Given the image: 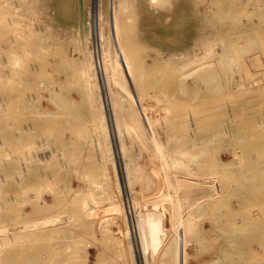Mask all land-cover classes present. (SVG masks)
<instances>
[{
    "label": "rangeland",
    "instance_id": "obj_1",
    "mask_svg": "<svg viewBox=\"0 0 264 264\" xmlns=\"http://www.w3.org/2000/svg\"><path fill=\"white\" fill-rule=\"evenodd\" d=\"M80 1L81 3L77 0H18L16 4L19 13L20 74L19 81L13 77L7 80L0 78V122L3 120L2 123L6 124L5 130L0 128V143L6 144L5 146L0 145V167L5 166L4 169H7L6 165H9L15 149V145L11 144L12 148L10 141L15 136L19 137H17L19 142L16 140L15 143L17 144L16 148L18 147L16 150L31 151L28 154L29 157L35 154V156L40 155L44 158L47 156L46 158L50 159V164L45 169L30 171L28 174V179H30H27L25 183L27 186L24 184L21 188L14 183V176L9 169L2 172L3 170L0 168V177L7 183L10 182L11 185L6 183L0 189V244H2L0 264H64V262L65 264H138L139 261V255L137 256L133 252L135 251V245H133L135 237L129 233L124 216V180L120 177L122 172L120 161L123 159L115 156L116 142L112 144L110 140L104 122L101 98L96 90L91 72L88 37H90L92 18L90 17L87 22V13L89 11L90 15L92 14L93 1ZM144 1L146 5L149 2V0ZM171 1L176 4L177 18L183 22L177 31V35L180 36H175L173 38L175 43L171 41L169 43L171 45H169L166 44L167 42L163 44L160 38L156 39L150 30L155 25L160 26L163 18L162 13L157 12L162 7L156 6L158 0L152 4L150 9L147 5L148 11L157 12L151 18L142 8L140 10V0H111L113 8L123 12L120 18L124 16L126 20L129 18L132 21L131 23L128 20L130 28L121 32L123 37L130 34L125 38V40L128 39L126 40L128 44H131L134 38L135 42L131 45L138 64L143 60L147 61V65L149 64L148 68L146 65L145 70L141 71V66L138 69L139 75L142 76V85L138 87V92L130 94V101L125 104L126 108L128 107L127 110L125 109L127 132L122 134V138L118 142L124 143L127 147L126 155L129 163H131V158L136 156L138 172L148 164H156L162 168L158 181L146 191L149 206L144 214L145 225H148L155 233L152 248L156 253L159 251L160 257L155 254L157 264H264V247L262 246L264 245V234H262L264 225H261V221L264 222V176H262L264 168H256V163L264 159V154H261L264 151V119L260 116L263 115L261 112L264 106V15H262L264 0H254L256 3L253 0ZM77 3L80 12L79 15H73L75 13L72 10ZM70 4L74 6H70ZM138 15H141V18ZM145 15L147 16L144 17ZM257 18L261 21L259 22ZM239 24L241 27L238 26ZM237 29L240 32L237 33ZM221 31L228 36V40L232 37H240L245 40H242L239 45L237 43L235 46L227 47V51L232 53L226 56L224 62L217 65L218 68L213 69L214 62L210 63V61L201 62L200 66H197L198 68L188 67L171 58L170 55H174L177 51H183V47H185L181 36L205 32L213 35ZM130 38L132 42L129 41ZM179 38L181 43L177 42ZM248 40L250 41L248 42ZM31 42L35 44L30 45ZM30 46L36 47V49H31ZM134 50L136 53L139 51V54H136ZM5 56L6 53L0 50V68H4L1 61L3 59L6 61ZM155 56L156 63L152 61ZM82 69L86 70L85 75H82ZM7 73L10 74V70ZM29 74L31 78H27ZM24 75L26 76L24 77ZM27 82L28 84L32 83L33 86L31 84L29 86ZM197 84L198 86H196ZM234 85L237 87L235 88ZM30 87L35 89H29ZM194 87L199 89L198 97L191 92ZM88 93L92 97V103L86 106L83 100L87 98ZM211 93H214V97ZM55 95L56 97H54ZM104 96L107 104L105 91ZM199 98L202 100H198ZM210 98H215V102ZM187 99L190 101L188 102ZM28 101L30 102L29 106L26 105ZM202 102L205 103L207 111L199 109V104ZM227 102L230 104L228 105ZM260 103L262 105H258ZM183 105L185 110L192 108V115L197 120L194 119V121L198 124H196L199 130L198 134L203 135L202 138L205 141H200L196 148L192 145L190 147L187 144H179L175 134L177 126L185 121L184 114L182 116ZM226 106L230 107L228 114L227 111L223 112ZM151 108H154L152 109L154 115ZM212 108L216 109L214 112L219 114L209 112V109ZM259 108L262 109L261 112ZM157 109L158 113H156ZM181 110L182 112H179ZM178 112L181 116L177 114ZM90 114L92 115L90 116ZM134 115L136 117L140 115V117L136 119ZM253 115H256L257 119L252 117L254 120H251ZM157 116L158 118H155ZM228 116H230L229 119ZM139 121L143 124L146 122L151 125L152 123L153 125L149 129L155 134L162 130L165 132L169 141H172L165 152H159L154 145L144 142L143 130H139V126H136ZM234 121L237 124L233 123ZM154 122H157L158 125ZM143 124L141 129H143ZM228 126H232L234 129L232 130L233 135H231L234 136V139L231 136H229L230 139L228 137L222 139L221 134ZM28 127H33L31 135L28 133L30 136L23 131ZM129 127L131 129L134 127V129L131 130ZM235 129L238 130L237 133ZM248 129L249 133L246 132ZM22 131L25 134L19 133ZM244 132L247 138L244 136ZM22 134L25 135L24 138ZM242 137L246 138L245 141L240 140ZM94 139L97 140L94 147L101 150V157H98L93 151L94 149H91ZM251 139L252 141H250ZM235 140H239L236 145ZM242 141L245 142L244 145ZM258 142H261L262 145ZM222 143L223 145H221ZM40 145L46 146L41 148ZM209 145L210 148H213L208 153L210 152L212 156L223 155L222 158H226L225 160L228 162H231L235 157L231 150H237L239 154L236 161L234 160L237 164L234 162L232 167L239 178L234 179L231 174H226L227 190L220 198L194 196L189 192L194 185L191 179L194 174L193 168L197 166L200 169L201 161L206 160V157H203L206 148L202 147ZM247 150L249 152H246ZM56 151L58 154H55ZM99 159H101V164ZM241 164L246 166L241 167ZM39 171L40 173H38ZM245 172H249V174ZM170 186L172 189L169 188ZM250 186L255 189L251 190ZM165 189L168 191L170 189L172 194H164ZM35 193L41 195L37 196ZM40 196L47 198L50 204L49 208L53 209L51 211L48 208L46 212L36 216L34 205L37 200L35 199ZM32 197L35 199L32 200ZM58 201H60L59 204ZM62 201L63 203L70 202L69 206L63 204L62 207ZM216 203L222 207L216 208ZM90 207L94 209L95 222L91 231L86 226V231L89 234L86 233L84 237L80 232L82 213ZM235 211H247L252 214H248L250 220L253 221L248 229L242 228V225L239 226L237 222L233 224V221L227 219L230 213ZM139 212L142 215L143 212ZM40 216L62 217V220H56L54 228L51 227L52 229L50 228L47 232L46 243L49 248L46 254L48 260H43L42 252L38 251L44 243L36 239L32 229L37 224L35 218ZM255 222L258 225L257 223L254 225ZM24 226L28 229H20ZM257 227L259 229H255ZM64 233L67 236H64ZM31 250L36 251L37 256L34 261L28 262ZM215 259L216 261H214Z\"/></svg>",
    "mask_w": 264,
    "mask_h": 264
},
{
    "label": "bare ground",
    "instance_id": "obj_2",
    "mask_svg": "<svg viewBox=\"0 0 264 264\" xmlns=\"http://www.w3.org/2000/svg\"><path fill=\"white\" fill-rule=\"evenodd\" d=\"M17 1L18 0H0V50L4 53H6V61H4V59L1 61V65L4 66V68H0L1 70V73H0V78H2L3 80H7L8 78H15L16 81H19V74H20V52H19V13H18V10H17ZM79 1V3H81L80 0H77ZM93 1V4H92V14L90 15V12L88 11L87 13V22L89 21V18L91 17L92 18V25L90 23V29H91V32H90V37H88V42L90 44V60H91V72H92V76H93V81L96 85V90L99 92L98 95H100V98H101V102H102V107H103V111H104V116H105V119H104V122L106 123V126H107V130H108V134H109V137H110V140L112 141V144L114 142H116V147H115V156L116 158L118 157L119 159L122 158L123 161H120L121 162V175L120 177L123 178L124 180V186H123V206H124V212H125V220L127 222V226H128V231L129 233L132 235V237H135V242L133 243V245H135V254L138 256L139 255V261H138V264H157V261H156V257H155V254L157 255V257L159 255V251H157V253L154 251V249L152 248L153 247V244H154V238H155V233L152 232V229L150 227H148V225H145L146 223V220H145V211H146V208H148L149 206V203H148V195L146 194V191L147 189H149L150 187H152V184H155L157 181H158V177H160V171L162 170L161 167H159L158 165L156 164H148L147 167H142L139 172H138V168L136 167V156L134 155L132 158H131V163H129V160L127 159V155H126V151H127V147H125V144L124 143H119L118 140L120 141V138H122V134L123 133H126V129H127V116L125 114V109L127 110L126 108V105L127 104L126 102L130 101V97L131 95L130 94H134L136 92H138V87H140L142 85L141 83V80H142V76L139 75V72H138V69H140V66H141V71L142 69H146V65H147V61L144 62V60L138 64V59L135 58V55H134V52L132 50V43L135 42L134 41V38H133V42L131 41L132 39L130 38V42H132L130 45L126 42V39L127 37L130 36V34H126V32H124L125 36L127 37H123V34L122 32L125 30V29H128V20L125 19V17H121L123 19L120 18V15L123 13L119 10H117L116 8H113L112 6V3H111V0H95V3H94V0ZM156 0H149V2L147 3L148 5V8L150 9L152 7V4L155 2ZM254 1V0H253ZM257 1V0H256ZM256 1H254V3H256ZM71 2V1H70ZM69 3V2H68ZM73 3V2H72ZM253 3V4H254ZM258 3V2H257ZM252 4V5H253ZM90 5V4H89ZM116 5V4H115ZM147 5H146V2L144 0H140V10L141 8L144 10V12H147L150 16V18L152 17L153 14H157V12H160L162 13L163 15V18L161 20V25H155L154 27H151L150 30L152 31V34H154L156 36V39L160 38V41L166 44H169L171 41L175 43V40L173 38L176 37H179L180 35H177V31L179 30L180 28V24L181 22H183V20H180L178 19V11L176 10V4L174 1H171V0H158V4L156 5L158 8L160 6L161 9L157 12H150L148 11L147 9ZM251 5V6H252ZM258 5V4H257ZM263 5V4H262ZM70 6H74L73 4ZM69 6V7H70ZM247 7V5H246ZM256 7V6H255ZM263 7V6H261ZM80 7L78 6V3L75 4V6L73 7V12L75 14L73 15H76L78 14L79 15V12H80ZM242 8V7H241ZM72 9V8H70ZM247 9V8H246ZM256 10H258L257 8H255ZM124 10V9H123ZM264 10V9H263ZM71 11V10H70ZM71 11V13H72ZM246 11V10H245ZM247 12V11H246ZM245 12V13H246ZM256 12V11H255ZM259 12V11H258ZM264 12V11H263ZM141 13V12H140ZM260 13L262 14V10L260 11ZM259 13V14H260ZM147 14V15H148ZM256 14V13H254ZM257 14V15H259ZM147 15H145L144 17H146ZM264 15V13L262 14ZM139 16V15H138ZM141 16V15H140ZM139 16V17H140ZM260 16V15H259ZM137 17V16H136ZM258 17V16H257ZM263 17V16H261ZM260 17V18H261ZM141 18V17H140ZM149 18V17H147ZM139 19V18H137ZM136 19V20H137ZM143 19V18H142ZM258 19V18H257ZM133 20V18H132ZM238 20V19H237ZM246 20V19H245ZM254 20V19H253ZM259 22L261 21V19H258ZM263 20V19H262ZM127 21V24L125 25V23ZM131 21V20H129ZM144 21V19L142 20ZM208 21V19H207ZM239 21H242L239 19ZM238 22V21H236ZM235 22V23H236ZM243 22V21H242ZM264 22V21H263ZM132 23V21H131ZM133 23H136L135 21H133ZM159 23V21H158ZM138 24V23H137ZM243 24V23H242ZM262 24V23H261ZM87 25V24H86ZM85 25V26H86ZM254 25V24H253ZM257 25V24H256ZM264 25V24H263ZM29 26V25H28ZM131 26V24H130ZM153 26V25H152ZM227 26V25H226ZM225 26V27H226ZM236 26V25H235ZM234 26V27H235ZM238 26L241 27V25L239 24ZM238 26H236L237 28H239ZM262 26V25H261ZM127 27V28H126ZM229 27V26H227ZM256 28V26H254ZM258 27V26H257ZM130 28V27H129ZM249 28V27H248ZM264 28V27H263ZM231 29V28H229ZM235 29V28H233ZM242 29V28H240ZM257 29V28H256ZM223 30V29H222ZM224 30H226V28H224ZM245 30V29H244ZM247 30V29H246ZM258 30V29H257ZM263 31V29H261ZM49 31V30H48ZM122 31V32H121ZM126 31V30H125ZM230 31V30H229ZM228 31V32H229ZM236 31V30H235ZM234 31V32H235ZM238 29H237V33H238ZM233 32V33H234ZM240 32V31H239ZM253 32V31H252ZM258 32V31H257ZM251 33V32H250ZM235 34V33H234ZM258 34V33H257ZM261 34V33H260ZM263 34V32H262ZM229 35V34H228ZM232 35V34H231ZM254 34L252 33V36ZM87 36V35H86ZM132 37V36H131ZM183 37L182 40L184 41L185 43V47H183V51H177V53H175L174 55H170L171 58L173 60H177L179 64H182L184 66H188V67H194V68H198L197 66L202 63L205 62H209L210 63H213V69H216L218 68L220 63L224 62V60L226 59V56L229 54V53H232V52H228L227 51V47L229 45L231 46H235V44L239 45L240 42L242 40H245L243 38H240V37H230L231 39L228 40V36L225 35L224 33H222V31L218 34H207V32L205 33H202V34H196V33H191V34H188V35H183L181 36ZM252 38V37H251ZM248 39V38H246ZM253 39H255V37H253ZM253 39H250V40H253ZM87 40V38H86ZM248 40V42L250 41ZM258 42H259V39H257ZM261 40V39H260ZM177 41V40H176ZM180 38L179 40L177 41L178 43L180 42ZM256 41V40H255ZM87 42V41H86ZM245 42V41H244ZM243 42V43H244ZM253 42V41H252ZM263 42V41H262ZM127 43V44H126ZM146 43V42H145ZM181 43V42H180ZM230 43V44H229ZM247 43V42H246ZM261 43V42H260ZM264 43V42H263ZM262 43V44H263ZM35 44V43H34ZM32 42L30 45H34ZM88 44V43H87ZM155 44V43H153ZM158 44V43H157ZM259 43H257L258 45ZM134 45V44H133ZM171 45V44H169ZM178 45V44H177ZM176 45V46H177ZM180 45V44H179ZM184 45V44H183ZM159 46V44H158ZM161 46V44H160ZM256 46V44H255ZM260 46V44H259ZM31 49H36V47H32L30 46ZM153 47V46H152ZM171 47V46H170ZM77 48V47H76ZM134 48V47H133ZM166 48V47H165ZM263 48V47H262ZM156 49V48H155ZM164 49V48H163ZM260 49V48H259ZM258 49V50H259ZM160 50V49H159ZM162 50V49H161ZM169 50V49H167ZM178 50V49H176ZM257 50V49H256ZM48 51V50H47ZM135 51V50H134ZM139 51H137L138 53ZM142 52V51H141ZM165 52V51H164ZM163 52V53H164ZM167 52V51H166ZM169 52V51H168ZM171 52V51H170ZM256 52V51H255ZM136 53V51H135ZM136 53V54H137ZM149 53V52H148ZM156 53V52H155ZM259 53V52H258ZM264 53V51H263ZM139 54V53H138ZM157 54V53H156ZM260 54H261V51H260ZM38 55V53H37ZM148 55V54H147ZM153 56V55H152ZM169 57V55H168ZM89 58V57H88ZM150 58V57H149ZM152 58V57H151ZM159 58V57H158ZM157 58V59H158ZM170 58V59H171ZM29 59V58H28ZM147 59V57H146ZM168 59V58H167ZM31 60V58H30ZM161 60V59H160ZM152 61L156 63V56L154 58H152ZM170 63V61H169ZM218 63V64H216ZM23 64H24V61H23ZM98 64H99V68H98ZM8 66L6 68V66ZM149 65V64H148ZM148 65H147V68H148ZM154 65V64H153ZM152 65V66H153ZM151 66V67H152ZM244 66V65H243ZM154 67V66H153ZM161 67V66H160ZM165 67V66H164ZM222 68V67H221ZM23 69V68H22ZM150 69V67H149ZM153 69V68H152ZM10 70V74H8L7 72ZM204 70V69H203ZM140 71V70H139ZM140 71V72H141ZM178 71V70H177ZM34 72V71H33ZM36 72V71H35ZM34 72V73H35ZM100 72H101V76H100ZM138 72V74H137ZM145 72V71H144ZM30 73V72H29ZM81 73L82 75H85L86 74V70L85 69H82L81 70ZM242 73V72H241ZM28 74V73H27ZM33 74V73H32ZM144 74V73H143ZM195 74V73H194ZM243 74V73H242ZM145 75L147 76V74L145 73ZM244 75V74H243ZM247 75V74H246ZM245 75V76H246ZM26 75H24L25 77ZM33 76V75H32ZM263 76V75H262ZM140 77V78H139ZM247 77V76H246ZM264 77V76H263ZM27 78H31V75L29 74V76L27 75ZM244 78V76H243ZM185 79V78H184ZM201 79V78H200ZM32 80L33 77H32ZM188 80V79H187ZM149 81V80H148ZM202 82V81H201ZM34 83V81H33ZM193 83V82H192ZM28 84V82H27ZM32 85V83H30ZM30 84H28L30 86ZM201 84V83H200ZM18 85V84H17ZM205 85V84H204ZM33 86V85H32ZM31 86V87H32ZM198 86V84L196 85ZM211 86V85H210ZM29 88V89H35V88ZM234 87L236 88L237 86L234 85ZM260 87V86H259ZM258 87V88H259ZM189 88V87H188ZM248 90V89H247ZM104 91L107 95V104H106V98L104 96ZM208 91V90H207ZM206 91V92H207ZM263 91V90H262ZM191 92L194 93L195 95H197L198 97V93H199V89L197 87H194L191 89ZM201 92V91H200ZM245 92V91H244ZM52 93V92H51ZM208 93V92H207ZM201 94V93H200ZM199 94V95H200ZM212 94V93H211ZM263 94V93H262ZM261 94V95H262ZM209 95V94H208ZM214 95V93L212 94V96ZM211 96V95H210ZM56 97V95L54 96ZM196 97V98H197ZM207 97V96H206ZM214 97V96H213ZM212 97V98H213ZM147 98V97H146ZM255 98V97H254ZM52 99V98H51ZM144 99V98H143ZM201 98H199L198 100H200ZM239 99V98H238ZM243 99V98H241ZM57 100V99H56ZM54 100V101H56ZM202 100V99H201ZM210 100H213V102H215L214 100H216L215 98L214 99H211ZM234 100V99H233ZM263 100H264V97H263ZM143 101V100H142ZM188 101V99H187ZM190 101V100H189ZM188 101V102H189ZM193 101V100H192ZM232 101V100H231ZM231 101H229L230 103H232ZM262 101V100H261ZM53 102V101H52ZM138 103V101H136ZM136 102H135V105H136ZM187 102V103H188ZM205 102V101H203ZM202 104L200 103H197L200 105L199 109H205L206 110V107L204 106L205 103ZM206 102L208 103V100H206ZM210 103H212L211 101H209ZM237 102V101H236ZM264 102V101H263ZM28 103H30L29 101L26 103V105H28ZM83 103L87 106V104H91L92 103V97L90 96V93L87 94V98L83 100ZM145 103V102H144ZM229 103V104H230ZM142 104V103H141ZM193 104V103H192ZM209 104V103H208ZM228 104V102H227ZM228 104V105H229ZM234 104V103H233ZM140 105V104H138ZM166 105V104H165ZM187 105V104H186ZM207 105V104H206ZM215 105V104H214ZM258 105H262L261 103L258 104ZM257 105V106H258ZM29 106V105H28ZM151 106V105H149ZM164 106V105H163ZM184 106V105H183ZM197 106V105H196ZM210 106V105H208ZM207 106V107H208ZM212 106V105H211ZM89 107V106H88ZM132 107V106H131ZM153 107V106H152ZM161 107V106H160ZM218 107V105H217ZM221 107V106H220ZM33 108V107H32ZM31 108V109H32ZM98 108V106H97ZM146 108V107H145ZM149 108V107H148ZM184 108L183 109V112L182 110L179 111V112H182V116L184 114L185 118V121L184 123H180L177 127V131L175 132L176 134V137L178 139V142L179 144H187L188 146L192 145L193 147H198V145L200 144V141H204L202 138L201 135L198 134V124L195 123L196 118L193 114L192 111V108L191 109H186L185 110V106L182 107ZM190 108V107H189ZM215 108V107H214ZM262 108V107H261ZM260 109V112L261 114L263 115H260L263 117L264 119V106L263 108ZM131 111H132V108H130ZM154 109V108H151V110ZM164 109V108H163ZM179 109V108H178ZM230 107L229 106H226L223 110V112L226 113L227 111V114H228V111H229ZM85 110V108H84ZM135 110V109H133ZM150 110V109H149ZM214 110L216 109H209V112H214ZM221 110V111H222ZM232 110V109H231ZM153 111V110H152ZM150 111V112H152ZM161 111V110H160ZM169 111V110H168ZM207 111V110H206ZM221 111H219L221 113ZM136 112V111H135ZM177 112V111H176ZM175 112V113H176ZM177 113L180 115V113ZM204 112V110H203ZM222 112V114H224ZM234 112V111H233ZM259 111H257V113H260ZM146 113V111H145ZM156 113H158V109L156 110ZM160 113V112H159ZM215 114L216 111L214 112ZM230 113V112H229ZM134 114V112H133ZM142 114V112H141ZM140 114V115H141ZM176 114V115H177ZM186 114V115H185ZM219 114V113H218ZM226 114V115H227ZM254 114H256L254 112ZM92 114H90L91 116ZM140 115H138L136 117V119L138 117H140ZM153 115H154V111H153ZM160 115V114H159ZM168 115V113H167ZM172 115V114H171ZM175 115V114H174ZM178 115V116H179ZM234 114H232L233 116ZM142 116V115H141ZM163 116V115H162ZM176 116V117H178ZM181 116V115H180ZM179 116V117H180ZM143 117V116H142ZM171 117V116H169ZM175 117V116H174ZM227 117V116H226ZM230 116H228V119H229ZM234 117V116H233ZM236 117V116H235ZM252 117L256 118V115H253L251 116V120H254L252 119ZM259 117V116H258ZM154 118V117H153ZM155 118H158L155 117ZM172 118V117H171ZM163 119V118H162ZM180 119V118H178ZM195 119V121H194ZM225 119V117H224ZM223 119V120H224ZM257 119V118H256ZM227 120V119H226ZM236 120V119H234ZM250 120V121H251ZM259 120V119H258ZM3 120H1L0 122V128H4L5 130V127H6V124L5 123H2ZM138 121V120H137ZM157 121V120H155ZM158 121L160 122V120L158 119ZM231 121V120H230ZM233 121V120H232ZM264 121V120H263ZM131 122V121H130ZM143 122V121H142ZM153 122V121H152ZM158 122V123H159ZM163 122V120H162ZM178 123L180 122L179 120L177 121ZM176 122V123H177ZM135 123V122H134ZM134 123H133V126H134ZM151 123V121H150ZM217 123V122H216ZM230 123V122H229ZM235 123V121L233 122ZM249 123V122H248ZM248 123H246V125L248 126ZM252 123V122H251ZM249 123V124H251ZM137 124V125H136ZM135 125L136 126H139L138 128H140L139 130H143L140 131L143 133V137H145V140L144 142L149 145H154L156 150L159 151V152H165L169 146H170V142L169 139L166 137V134L165 132L160 131L158 128L157 130H159L160 132H157L156 134L154 133V131L150 130L149 127L151 125H153L151 123V125L149 123H146L143 124V123H140L139 121V124L136 123ZM143 124V129H141V125ZM147 124V125H146ZM154 124H157V122H154ZM197 124V125H196ZM219 124V123H218ZM224 124V123H223ZM226 124V123H225ZM237 124V123H235ZM256 124V123H254ZM259 124H260V121H259ZM263 124V123H262ZM5 125V126H4ZM130 125V124H128ZM158 125V124H157ZM229 125V124H228ZM230 125H232L230 123ZM245 125V126H246ZM258 125V124H257ZM261 125V124H260ZM264 125V124H263ZM172 126V125H171ZM238 127V125H236ZM235 126V127H236ZM245 126H243L245 128ZM246 126V128H247ZM132 127V126H131ZM234 127V128H235ZM240 127V126H239ZM264 127V126H263ZM28 127V129H25L23 130L24 132H26L27 134L30 133L31 135V130L33 129ZM137 128V127H136ZM175 128H176V125H175ZM220 128V127H219ZM218 128V129H219ZM242 128V127H240ZM129 129H131L129 127ZM134 129V127L132 128ZM131 129V130H132ZM233 127L232 126H228L227 128H225L224 133H222V139L224 138H227L230 139L229 136L233 135ZM236 133L238 132L237 129H235ZM247 130V129H246ZM245 130V131H246ZM20 131V130H19ZM19 132V133H24V132ZM126 131V132H125ZM222 131V132H223ZM133 132V131H132ZM136 132V131H135ZM156 132V131H155ZM243 133V131H241ZM247 133H249V129L248 131H246ZM141 133V134H142ZM200 133V132H199ZM253 133V131H252ZM264 133V131H263ZM25 134V133H24ZM24 134H22L23 138H24ZM137 134V133H136ZM135 134V135H136ZM235 134V133H234ZM18 135V134H17ZM29 135V134H28ZM27 135V136H28ZM29 135V136H30ZM240 135V134H239ZM248 135V134H247ZM255 135V134H254ZM21 136V137H22ZM125 136V135H123ZM137 136V135H136ZM244 136H245V132H244ZM18 137V136H17ZM15 136V138H13L12 141H10V145L13 144L14 146V152H13V156L9 162V165L7 164L6 165V168L7 169H4V167H0L2 168L1 170H3L2 172H5L4 170H8L13 174L14 176V183L16 184V186H19L20 188L24 186V184L27 182V179H28V174L30 173V171L32 170H40L42 168H47L50 164V159L49 158H46L47 156L44 157H40V155L38 156H30L29 157V153L31 151H18L16 150V140L19 142V137L17 138ZM20 137V138H21ZM233 137L234 139V136H231V138ZM240 137V136H239ZM246 137V136H245ZM251 137V136H250ZM137 138V137H136ZM247 138V137H246ZM245 138V139H246ZM22 139V138H21ZM238 139V138H237ZM243 137L240 139L242 140ZM245 139H243L245 141ZM262 139V138H261ZM260 139V140H261ZM25 140V139H24ZM24 140H23V143H24ZM207 140V139H206ZM258 140V138H257ZM209 141V140H208ZM244 141H242V144L244 145ZM248 141V140H247ZM252 141V139L250 140ZM201 142V143H202ZM205 142V141H204ZM228 142V141H227ZM236 142H239V140H235L234 143L236 145ZM97 143V140L94 139L92 141V145H91V149H94L93 151H95V154L98 156V157H101V150H98L96 147H94V145ZM141 143V142H140ZM221 143V142H220ZM233 143V144H234ZM261 143V142H260ZM258 142V144H260ZM44 144V143H43ZM214 144V143H213ZM232 144V145H233ZM250 144V143H249ZM264 144V143H263ZM0 145L2 146H5L4 143H0ZM47 145V144H46ZM45 145V146H46ZM144 145V143H143ZM215 145V144H214ZM223 145V143L221 144ZM220 145V146H221ZM254 145V144H253ZM252 145V147H253ZM262 145V144H260ZM12 146V145H11ZM12 146V148H13ZM42 146L41 148L45 147L43 145H40ZM97 146V145H96ZM142 146V145H141ZM190 146V147H192ZM219 146V145H218ZM240 146H242L240 144ZM247 146V145H246ZM200 147V146H199ZM228 147V146H227ZM243 147V146H242ZM20 148V147H19ZM38 148V147H37ZM37 148L35 149V151L37 150ZM194 148V149H195ZM202 148H206V151L203 153V157L205 158L206 157V160L205 161H201L202 163L201 164V167H200V164H199V168H193L194 169V174H192L191 176V179L192 181L194 182V185L190 188L189 192L194 195V196H201V197H209V198H220L223 196V194L226 192L227 190V175L226 174H231V176L236 179V178H239V175L234 172L232 170V167H233V163L236 161L237 157H238V151L234 149L231 150L233 151V156L235 155V157H233L232 161L231 162H228L226 161L225 159L226 158H222L223 155H215L216 156H212V154L208 151L212 150V148H210V145L207 147V146H203ZM221 148V147H220ZM262 148V147H261ZM45 149V148H44ZM217 149V148H216ZM247 149V148H246ZM251 149V148H250ZM253 149V148H252ZM258 149H259V152H260V147L258 146ZM41 150V149H40ZM39 151V150H38ZM44 151V150H43ZM243 151H244V148H243ZM42 152V151H41ZM57 152V151H56ZM55 154H58V152ZM214 152V150H213ZM246 152H249V150H247ZM251 152V151H250ZM253 152V151H252ZM264 152V151H263ZM263 152H261V154H264ZM12 153V152H11ZM47 153V152H46ZM244 153V152H243ZM45 154V153H44ZM52 154V153H51ZM54 154V155H55ZM60 154V153H59ZM53 155V154H52ZM232 155V154H231ZM95 156V155H94ZM245 156H247L245 154ZM262 156V155H261ZM240 158V156H239ZM242 158V157H241ZM245 157H243L244 159ZM260 158V157H259ZM264 158V157H263ZM246 159V158H245ZM261 159V158H260ZM235 160V161H234ZM251 160V159H249ZM249 160L247 162V164L249 163ZM123 162V163H122ZM142 162V161H141ZM242 162V161H241ZM99 163L101 164V159H99ZM236 163V162H235ZM237 164V163H236ZM246 164V163H245ZM246 164V165H247ZM257 165V169L258 168H264V159H261L259 161V163H256ZM245 165V166H246ZM250 165V164H249ZM255 165V163H254ZM60 166V165H59ZM245 167L244 164L242 165L241 164V167ZM248 166V165H247ZM251 167V166H249ZM253 167V166H252ZM251 167V168H252ZM254 167V168H255ZM247 168V167H246ZM192 169V170H193ZM199 169V170H198ZM243 169V168H242ZM245 169V168H244ZM250 169V168H249ZM0 170V171H1ZM264 171V169H262ZM242 171V170H241ZM245 171V170H244ZM255 171V170H254ZM1 172V173H2ZM260 173V171H257ZM40 173V171L38 172ZM119 173V172H118ZM191 173V172H190ZM241 173V172H240ZM247 173V172H245ZM258 173V174H259ZM32 174V173H31ZM34 174V173H33ZM45 174V173H43ZM243 174V173H242ZM249 174V172L247 173ZM256 174V173H255ZM241 175V174H240ZM262 175V174H261ZM30 176V175H29ZM31 176H34V175H31ZM46 176V175H45ZM253 176V175H252ZM264 176V174L262 175ZM255 177V176H254ZM35 178V177H34ZM40 178V177H38ZM182 178V177H181ZM231 178V177H230ZM30 179V178H29ZM28 179V180H29ZM180 179V178H179ZM232 180V179H231ZM31 181V180H30ZM179 182V181H178ZM7 183L6 180L2 179V177H0V189L3 185H5ZM10 182H8L7 184L9 186H11L9 184ZM13 183V182H11ZM171 183V182H170ZM114 184V183H113ZM253 184V183H252ZM26 185V184H25ZM173 185V184H171ZM254 185V184H253ZM252 185V186H253ZM27 186V185H26ZM25 186V187H26ZM29 186V185H28ZM169 186V185H168ZM176 186V185H175ZM251 187V190L252 189H255V188H252ZM6 187V186H5ZM4 187V188H5ZM13 187V186H12ZM122 187V186H121ZM247 187V186H246ZM3 188V187H2ZM15 188V186H14ZM13 188V189H14ZM18 188V187H17ZM72 188V187H71ZM80 188V187H79ZM171 188V186L169 187ZM249 188V187H248ZM12 189V191H13ZM172 189V188H171ZM245 189V188H244ZM250 189V188H249ZM7 190V189H5ZM74 190V189H73ZM1 191V190H0ZM15 191H17V189H15ZM247 192V190H245ZM250 191V190H248ZM254 191V190H253ZM164 194H169L171 193L172 191H168V189H165L164 190ZM232 192V191H231ZM255 192V191H254ZM259 192V191H257ZM245 193V192H244ZM252 193V192H251ZM250 193V195H251ZM256 193V192H255ZM255 193H253L255 195ZM36 194V193H35ZM40 193H38L39 195ZM172 194V193H171ZM249 194V193H248ZM252 194V196H253ZM37 195V194H36ZM37 195V196H38ZM41 195V194H40ZM44 195V194H43ZM46 195V194H45ZM55 195V194H54ZM246 195V193H245ZM244 195V196H245ZM34 196V195H33ZM51 196V195H50ZM35 197V196H34ZM54 197V196H53ZM248 197V196H247ZM97 198V197H96ZM150 198V197H149ZM35 199V198H34ZM33 197H32V200H34ZM31 200V201H32ZM36 204L34 205V212L36 213V216L37 215H41L43 212H46V210L49 208L50 204H49V200L45 197H41L40 198L38 197L37 199ZM60 200V199H58ZM52 202V201H51ZM50 202V203H51ZM262 202V201H261ZM263 202H264V198H263ZM60 203V201H58V204ZM118 203V201H117ZM53 204V202H52ZM62 207H63V204H65L66 206H69L70 202H66V203H63L62 201ZM33 205V204H32ZM55 205V204H54ZM59 206V205H58ZM222 207V205H219L218 203H216V208H219ZM119 207V206H118ZM4 208V207H3ZM55 208V207H54ZM2 209V207H1ZM50 209V208H49ZM53 209V208H51ZM50 209V210H51ZM119 209V208H118ZM65 210V209H64ZM110 210V209H109ZM1 211V210H0ZM3 211V209H2ZM52 211V210H51ZM139 211H142V215L140 214ZM2 213V212H1ZM247 213V211H235L234 213H230V215L227 217V219L229 221H233V224L234 222H237L238 225H242V228H246L248 229L252 222L249 218V214ZM252 215V214H251ZM121 216V215H120ZM119 216V217H120ZM171 216V214H170ZM251 217V216H250ZM256 217V216H255ZM262 218V217H261ZM264 218V216H263ZM36 219V222L37 224L35 226L32 227V229L34 230L35 232V237L36 239H38L39 241H42L44 243L43 246H40V248L38 249V251L40 250L42 252V258L43 260H48L47 259V249L49 248V246H47V243H46V237H47V232L48 230L52 227L54 228L53 225H55V222L56 220H62V217H54V216H50V217H38V218H35ZM260 219V218H258ZM257 220V219H256ZM264 220V219H263ZM251 221V222H250ZM261 221V219H260ZM81 233L82 235L85 237L87 231H86V226L89 227V230L91 231L93 225H94V222H95V216H94V209L93 207H90L89 209H86L83 211L82 213V221H81ZM182 222V221H181ZM259 222V221H257ZM254 225H256V223ZM262 222V224H261ZM259 222L261 225H264V222L261 221ZM149 223V222H147ZM156 223V222H155ZM230 225L232 224L231 222L229 223ZM259 224V225H260ZM130 225V227H129ZM235 225H237L235 223ZM237 225V226H238ZM258 225V223H257ZM260 225V226H261ZM233 226V225H232ZM238 226V227H239ZM109 227V226H108ZM235 227V226H234ZM262 227V226H261ZM264 227V226H263ZM51 228V229H52ZM133 228V230H132ZM241 228V230H242ZM252 228V227H251ZM20 229H28L26 228V226L24 227H21ZM240 229V228H239ZM238 229V230H239ZM253 229V228H252ZM251 229V230H252ZM255 229H259L258 227L255 228ZM260 229H263V228H260ZM110 230V228H109ZM254 230V229H253ZM154 231V230H153ZM156 231V229H155ZM243 231V230H242ZM247 231V230H245ZM264 231V229H263ZM261 231V232H263ZM70 232V231H69ZM113 232V231H112ZM111 232V234H112ZM109 233V232H108ZM89 234V232L87 233ZM264 234V233H262ZM62 235V234H61ZM96 235V234H95ZM107 235V234H105ZM135 235V236H134ZM64 236H67L66 233H64ZM62 236V237H64ZM102 236V235H101ZM65 238V237H64ZM89 238H91V236H89ZM108 238V237H107ZM116 238V237H115ZM68 239V237H67ZM93 239V238H92ZM262 239V238H261ZM71 241V240H70ZM116 241V240H115ZM64 242V240H63ZM264 242V241H263ZM65 243H66V240H65ZM75 243V242H74ZM116 243V242H115ZM54 244V243H53ZM2 246V244H0V247ZM231 246H232V243H231ZM264 247V245H262ZM31 252V255H29V259H27L28 262H31V261H34L36 256H37V252L36 251H30ZM49 252V250H48ZM119 254V253H118ZM54 255V254H53ZM53 257V256H51ZM70 258V257H69ZM136 258V257H135ZM114 259V258H113ZM257 259V258H256ZM67 260V259H66ZM69 260V259H68ZM67 260V261H68ZM137 260V259H136ZM258 260V259H257ZM70 261V260H69ZM213 261V260H212ZM216 261V259L214 260ZM231 262H233L231 260ZM245 262V261H244ZM260 262V261H259ZM19 263H20V260H19ZM99 263V262H98ZM101 263V262H100ZM212 263V262H211ZM229 263V262H228ZM62 264V263H61ZM65 264V262H64ZM230 264V263H229ZM241 264V263H240ZM246 264V263H245ZM248 264V263H247ZM252 264V263H251ZM261 264V263H260Z\"/></svg>",
    "mask_w": 264,
    "mask_h": 264
}]
</instances>
